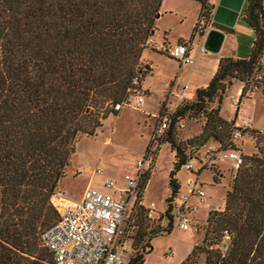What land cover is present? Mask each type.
<instances>
[{
    "label": "trees",
    "instance_id": "16d2710c",
    "mask_svg": "<svg viewBox=\"0 0 264 264\" xmlns=\"http://www.w3.org/2000/svg\"><path fill=\"white\" fill-rule=\"evenodd\" d=\"M199 1L201 7L211 5L209 0ZM162 3L0 0V264H49L51 253L40 238L59 218L51 197L78 138L94 135L108 115L118 113L111 104L131 97L137 75L144 81L149 70L142 68V54L148 49L147 39L156 35ZM243 18L255 33L250 53L246 58L221 57L210 83L197 89L195 99L181 103L161 141L171 145L176 158L168 208L159 215L168 219L167 225L150 229L140 253L124 255L123 264H144L152 238L170 233L175 226L179 168L186 162L198 161L202 167L215 162L206 150L201 159L196 157L209 144L237 148L231 141L235 121L222 117L221 103L234 80L242 84L241 100L248 92L256 94L257 76L264 70V0H249ZM215 100L218 106L209 108ZM201 115L205 123L199 134L186 144L178 142L176 130L185 127L179 121ZM260 133H246L255 144L254 153L246 154L245 164L236 171L224 209L209 212L206 234L210 238L218 232L225 251L207 250V264H264V137ZM227 140L231 146L224 148ZM188 150L197 154L194 160ZM202 167L192 172L199 175ZM214 181L219 183L217 176ZM146 219L152 216L141 207L136 228Z\"/></svg>",
    "mask_w": 264,
    "mask_h": 264
},
{
    "label": "rangeland",
    "instance_id": "374dc122",
    "mask_svg": "<svg viewBox=\"0 0 264 264\" xmlns=\"http://www.w3.org/2000/svg\"><path fill=\"white\" fill-rule=\"evenodd\" d=\"M248 3L249 0H245V6ZM201 4L199 0H164L161 8L162 12L156 21V27L158 28L156 37L162 41L167 33L166 38L172 42H176L179 38L191 39L194 36V24L200 16ZM254 38V29L240 17L235 31L231 32L228 45L230 54H237L239 58H246L251 51ZM145 58L154 62L155 66L153 72L147 73L143 82V88L149 87L150 92H145L142 108L124 105L122 110L115 115H108L103 120V126L98 128L94 135L82 134L75 143V152L69 159L70 163L66 168L65 175L60 179L55 192L75 199H80L89 187L112 193L114 190L103 185L104 180L106 178L111 179L117 186H124L127 175L134 174V162L145 158L151 144L152 130L157 124L155 115L160 113L158 102L163 98L171 76H176L180 66L173 58L151 50H145ZM145 66L142 63V68ZM216 68L217 63L215 62H204L201 67L198 66V69L192 74L191 92H195L197 84L206 86L212 80ZM241 85L239 81L234 80L233 84L227 87L221 103L223 117L234 118L236 116L237 110L232 104V100L234 96L238 97L237 91ZM241 103L242 114L246 113L249 116L251 123L256 128L255 130H264L263 85L259 86L256 94L248 92ZM208 106L209 108H216L218 100ZM184 123L185 127L183 129L176 130V139L182 144L188 143L187 140L199 134L205 120L202 115L195 118L186 116ZM246 138H248L247 135ZM228 142L227 140L223 145L224 148L231 146ZM240 142L239 149L245 155L254 153L250 141ZM170 146L166 143L159 147L156 167L151 177H149L146 193L144 194V201L147 203L154 201L157 208L152 214V219L144 220L139 229L134 230L127 251L123 255L140 253L142 241L145 240L149 230L152 228L156 230L157 225L162 226L160 220L156 217L168 208L167 198L172 194L169 187V178L171 172L175 169L174 162H176L175 153ZM215 147H219V144H209L206 147H201L199 156L188 150L190 151L189 157L193 160L196 157L201 159L205 150ZM154 149L157 150L158 148ZM193 164L195 172L202 167L198 161ZM98 169L103 172H97ZM202 169L203 172L200 173L201 175L197 180L204 186L208 194V201L213 209L221 211L220 209L224 208L225 205L227 191L231 188L236 174L232 168V162L209 161L205 163ZM216 176L219 183L214 181ZM175 177L180 184L181 194L187 193V180L189 178L196 179L197 175L188 171L182 165L176 172ZM174 203L175 207L181 204L179 194L175 197ZM213 209L202 207L195 213L194 225L191 229L195 231L196 227L199 226V232H193V230L185 232L174 227L170 233L167 232L155 237L152 241L154 250H151V253L146 256L144 264H180L183 260L185 264H207V255L205 254L207 250L214 248L221 249L224 252L225 246L223 242L221 243L220 234L215 232L210 238L206 234L208 227L206 221L209 212ZM164 220L165 223L168 222L167 218ZM209 242H212V245ZM170 246L175 248L176 254L170 260H167L164 258V252ZM193 248H195V253L188 258V252L192 251ZM48 262L54 264L50 256H48Z\"/></svg>",
    "mask_w": 264,
    "mask_h": 264
},
{
    "label": "built area",
    "instance_id": "2783aa9c",
    "mask_svg": "<svg viewBox=\"0 0 264 264\" xmlns=\"http://www.w3.org/2000/svg\"><path fill=\"white\" fill-rule=\"evenodd\" d=\"M213 16L214 13L210 7H201L192 39L174 45L166 40L159 41L154 35L147 39L146 46L173 58L183 66H194L196 60L192 53L207 52L202 42L213 26ZM143 69L150 70L151 64ZM176 83L170 86L163 101L162 111L156 115L157 124L152 130L151 144L145 158L134 162V174L127 175L124 187H118L113 180L106 178L103 185L115 190L114 193L89 187L80 199H75L54 192L51 203L59 213V218L41 234L40 238L42 247L51 253L54 264H123V253H126L130 237L136 229L138 210L145 207L148 215L152 216L157 208L154 201L148 204L144 201L146 191L144 179H148L155 170L159 147L163 145L161 141L167 130L171 128L179 106L186 99L185 91L189 87L188 82L179 87ZM257 83L254 91H257L259 86H264V71L257 76ZM133 85L135 87L131 97L126 102L111 104L113 110L119 112L124 105L142 108L145 93L141 87L140 74L134 78ZM241 101H243L241 97L232 100L238 110ZM239 118L241 124L234 123L231 132V141L237 148L219 149L215 147L206 150L208 156L216 161L232 160L235 172L245 164V154L239 149L240 141L245 143L250 141L251 145H255L251 139H245L248 131L255 130L249 116L244 113ZM178 125L184 127L185 123L179 121ZM260 132L264 137V130ZM184 166L191 172L195 169L193 162H186ZM97 172L103 171L98 169ZM198 176L196 179L187 180V193L179 194L181 204L174 210V215L175 225L177 224L176 227L181 230L188 231L193 228L194 215L200 208L213 209L207 201L203 185L197 180ZM192 197H196L195 203L191 202ZM224 237L230 239L228 231H225ZM174 254L175 250L170 248L164 253V258L170 260Z\"/></svg>",
    "mask_w": 264,
    "mask_h": 264
},
{
    "label": "crops",
    "instance_id": "0c3cea01",
    "mask_svg": "<svg viewBox=\"0 0 264 264\" xmlns=\"http://www.w3.org/2000/svg\"><path fill=\"white\" fill-rule=\"evenodd\" d=\"M210 1V8H211V10L213 11V13H214V16H215V13H216V10H217V8H218V5H220V3H221V0H209ZM229 1V0H228ZM248 5V4H247ZM246 5V6H247ZM223 6V8L224 9H230L231 10V7L229 6V5H222ZM244 6V7H243ZM246 6H245V0H244V3H243V5L241 6V9H240V11H239V14H238V16H237V19H236V21L234 22V25L231 27V30L228 32V33H226V35H225V37H223V40L221 41V42H219V40H220V36H217V37H219V38H217V40H215V42H213V43H215V44H211L210 46H207L206 47V45H205V43H204V41H205V37H204V39H203V44L205 45V47H206V49H207V52H201V53H197V54H195V53H192V55L195 57V65L194 66H190V65H181L178 61H176V62H178L179 63V71H178V73H176V76H171V78H170V82L168 83V86H167V89H166V91H165V94H164V96H163V98H161L160 99V101L158 102L159 103V107H160V113H161V111H162V107H163V101H164V99L166 98V96H167V93H168V90H169V88H170V86L172 85V84H174V83H176V86L177 87H179L181 84H183V83H185V82H188V89L185 91V97H186V99L185 100H189V101H192L193 99H195V96H196V91H197V89H199V88H201V87H206L205 85H202V86H199V84H197L195 87V92H191V90H192V87H191V85H190V83L192 82L191 80H192V77H193V72H195L197 69H198V66L199 67H201V65L202 64H204V62H215V63H217V68H218V65H219V61H220V59H221V57L223 58V57H238V55L237 54H230V52H229V49H228V45H229V41H230V39H231V32H234L235 31V29H236V25H237V22L240 20V17H242V19L244 20V18H243V13H244V11H245V8H246ZM162 12V11H161ZM214 16H213V18H214ZM160 17V16H159ZM158 19V18H157ZM157 19H156V21H157ZM198 19H199V17H198ZM245 21V20H244ZM220 24L224 27V28H226V25L225 24H223V22H220ZM194 25H196V23L194 24ZM195 27V26H194ZM157 30H158V28H157ZM157 30H156V33H157ZM194 32H195V28H194ZM157 35V34H156ZM155 35V36H156ZM166 35H167V33H166ZM166 35H164L165 37H164V39L162 40V41H164V40H166L167 42H169L170 44H177L178 42H180V41H188L189 39H185V38H179L176 42H172L170 39H168V38H166ZM157 38V37H156ZM157 39H159V38H157ZM159 41H161V40H159ZM218 42H219V44H218ZM146 50H151V51H154V52H158L157 50H154V49H150V48H148V49H146ZM209 53V54H208ZM160 54H162V53H160ZM239 58V57H238ZM142 63H144L145 65H148V64H151V69L149 70V72H153V68H154V66H155V63L154 62H152V61H150L149 59H147V58H145V50L143 51V54H142ZM217 68H216V70H217ZM216 70H215V72H216ZM146 78V77H145ZM144 82V81H143ZM143 82H141V87H142V90L144 91V93L146 92V93H149L150 92V88L149 87H145V88H143ZM241 90H242V87L240 86V88L238 89V91H237V93H238V97H236V96H234L233 97V99L234 98H240L241 97ZM174 101V100H173ZM233 104V103H232ZM144 105V104H143ZM235 106V105H234ZM241 106H242V103H241ZM236 107V106H235ZM242 109V108H241ZM238 110L237 108H236V110H237V113H236V116H234V118H225V117H223V115H222V117L224 118V119H226V120H228V121H230V122H233V121H235V123L236 124H241V120H240V118H239V116L240 115H242V110ZM159 113V114H160ZM156 115H158V114H156ZM156 115H155V118H156ZM252 126H253V124H252ZM155 127V126H154ZM253 128H254V126H253ZM254 129H256V128H254ZM157 160H158V157H157ZM227 161H231L232 162V168H233V161L232 160H227ZM224 162H226V161H224ZM220 163H223V162H220ZM234 169V168H233ZM201 172H203V169L200 171V173ZM199 175H201V174H199ZM222 176V175H221ZM151 177V176H150ZM198 179H199V176H198ZM148 181H149V177H148V179H147V181H146V189H147V186H148ZM118 187H122V186H118ZM124 187V186H123ZM204 187V186H203ZM204 190H205V188H204ZM114 192H115V190H114ZM114 192H112V193H114ZM206 192V191H205ZM145 193H146V191H145ZM144 193V194H145ZM207 194V193H206ZM208 195V194H207ZM207 195H206V197H207ZM145 199V198H144ZM207 201H208V198H207ZM191 202H193V203H195L196 202V197H192L191 198ZM209 202V201H208ZM145 203L146 204H148L146 201H145ZM225 206V205H224ZM224 208H222V209H220V210H223ZM200 210V209H199ZM165 212V211H164ZM163 213V212H162ZM158 220H160L159 222H161V224H162V226H165V225H167V223H165V218L163 219V217H156ZM177 226V224L175 225V226H173V229H174V227H176ZM177 228V227H176ZM172 229V230H173ZM177 229H179V228H177ZM181 230V229H180ZM191 230H193V229H191ZM199 230H200V227L198 226V227H196V230L194 231L193 230V232H199ZM185 231V230H184ZM189 231V230H188ZM186 232V231H185ZM152 241H154V238H152V240L150 241V243H151V245L153 244L152 243ZM170 248H173L174 250H175V248L173 247V246H170V247H168L166 250H165V252H167ZM151 250H154V248H153V245H152V248H151ZM193 250V249H192ZM164 252V253H165ZM192 251H189L188 252V256H189V254L191 253ZM151 253V252H150ZM149 253V254H150ZM148 254V255H149ZM175 254H176V250H175ZM174 254V255H175ZM187 256V257H188ZM174 257V256H173ZM172 258V257H171ZM168 260V259H167ZM184 261V260H183ZM182 261V262H183ZM181 262V263H182ZM180 263V264H181Z\"/></svg>",
    "mask_w": 264,
    "mask_h": 264
},
{
    "label": "water",
    "instance_id": "95a60500",
    "mask_svg": "<svg viewBox=\"0 0 264 264\" xmlns=\"http://www.w3.org/2000/svg\"><path fill=\"white\" fill-rule=\"evenodd\" d=\"M243 3L244 0H221L214 16L213 26L210 28L207 36H205L204 43L206 47L215 44L213 42L219 38L217 36H220L219 42L223 40V37H225L226 33H228L234 25ZM222 5H229L231 10L224 9ZM220 22H223V24L226 25V28H224Z\"/></svg>",
    "mask_w": 264,
    "mask_h": 264
}]
</instances>
